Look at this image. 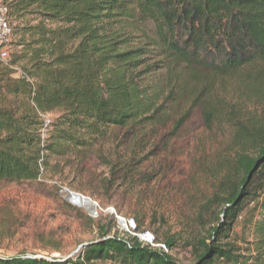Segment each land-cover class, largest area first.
Instances as JSON below:
<instances>
[{"label":"trees","instance_id":"16d2710c","mask_svg":"<svg viewBox=\"0 0 264 264\" xmlns=\"http://www.w3.org/2000/svg\"><path fill=\"white\" fill-rule=\"evenodd\" d=\"M0 6L11 29L0 61V184L34 183L52 162L95 160L106 188L149 185L154 174L141 168L195 112L205 127L229 130L240 175L228 190L233 169L219 180L204 210L222 200L225 219L190 237L189 259L170 253L177 236L154 237L164 252L89 218L97 238L73 257L0 256V264H264V0ZM45 114L54 116L46 132Z\"/></svg>","mask_w":264,"mask_h":264},{"label":"rangeland","instance_id":"374dc122","mask_svg":"<svg viewBox=\"0 0 264 264\" xmlns=\"http://www.w3.org/2000/svg\"><path fill=\"white\" fill-rule=\"evenodd\" d=\"M251 110L256 116L261 111L257 107ZM230 136L226 127H205L195 112L164 151L141 168V172L154 174L149 185L132 181L122 187L115 184L106 188L103 180L108 172L95 160L52 162L53 175H42L39 181L0 184V256L64 259L97 238L96 223L88 221L84 208L69 202L61 190L65 188L98 203L104 213L96 221L109 223L113 231L119 229L113 215L105 212L111 209L118 216L136 221L144 217L139 231L151 232L159 242L169 236L179 237L181 240L176 241L170 253L181 260L189 259L190 249L185 245L190 237L225 219L222 200L211 212L204 209L218 193L224 172L231 167V155L236 150L230 146ZM218 162L220 166L216 167ZM231 169L227 173L231 181L225 183V190L240 177ZM131 185L137 187L131 191Z\"/></svg>","mask_w":264,"mask_h":264},{"label":"built area","instance_id":"2783aa9c","mask_svg":"<svg viewBox=\"0 0 264 264\" xmlns=\"http://www.w3.org/2000/svg\"><path fill=\"white\" fill-rule=\"evenodd\" d=\"M10 36H11V29L9 27L8 19H7V9L5 7L0 6V61L5 62L8 58V43L10 42ZM44 122H45V132L47 131L48 125L51 122V120L54 118L52 114H45L42 116ZM40 180V179H39ZM38 180V181H39ZM63 190V193L69 198V202L72 204L84 208L87 211L88 217L91 220H98L100 215L104 213L103 209L96 203L95 201H92L91 199L75 193L71 192L68 189H61ZM74 197V199L77 201L73 202L71 198ZM84 202L88 205H83ZM105 212H109V214L113 215V218L115 220V223L119 229L120 232L129 234L131 236L136 237L141 243H143L146 246L158 248L163 250L164 252H168V249L163 244H157L155 242L154 235L149 231H139L136 226V222L133 218H124L121 216H118L113 209L107 210Z\"/></svg>","mask_w":264,"mask_h":264},{"label":"bare ground","instance_id":"6f19581e","mask_svg":"<svg viewBox=\"0 0 264 264\" xmlns=\"http://www.w3.org/2000/svg\"><path fill=\"white\" fill-rule=\"evenodd\" d=\"M71 200L73 201V202H75L76 200L74 199V197H72L71 198ZM77 202V201H76ZM83 205H86V206H88L85 202H84V204Z\"/></svg>","mask_w":264,"mask_h":264}]
</instances>
